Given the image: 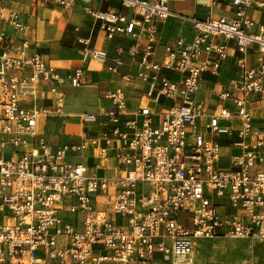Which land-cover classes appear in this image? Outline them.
I'll use <instances>...</instances> for the list:
<instances>
[{"label":"built area","instance_id":"built-area-1","mask_svg":"<svg viewBox=\"0 0 264 264\" xmlns=\"http://www.w3.org/2000/svg\"><path fill=\"white\" fill-rule=\"evenodd\" d=\"M23 1L80 2L108 39L132 43L106 67L128 69L124 86L104 94L109 106L76 114V140L54 144L40 124L68 117L62 89L83 86V69L63 73L38 42L0 31V264H195L198 240L264 241V116L256 125L251 110L264 94V23L246 16L264 11V0H209L205 20L190 18L192 41L164 46L160 61L169 0H115L130 15L90 10L98 0ZM216 6L234 17L214 18ZM6 21L25 32L16 11ZM229 45L239 54L235 77L213 107L197 101L202 75L218 74ZM88 57L106 61L84 49Z\"/></svg>","mask_w":264,"mask_h":264},{"label":"crops","instance_id":"crops-1","mask_svg":"<svg viewBox=\"0 0 264 264\" xmlns=\"http://www.w3.org/2000/svg\"><path fill=\"white\" fill-rule=\"evenodd\" d=\"M208 2L209 0H169L168 6L172 14L159 28V46L156 58L158 61L164 55V46L171 45L178 38L183 39L186 43L192 41L194 28L190 18L205 20L209 13ZM0 6L5 14V18L0 20V31L5 32L13 40L26 38L32 42H38V50L43 57L60 68L63 73H67L76 67L82 68L84 85L78 88H71L69 85L65 87L78 92L74 95L76 100H87L85 99V92L92 91L94 101L100 102L101 105L105 101V103L107 102L105 108L109 106L108 101L103 99L104 94L117 87L124 86L120 75L127 72L128 69L124 67L121 69L120 75H112L106 70V67L111 64L116 49L119 46L129 47L132 43L130 40L120 37H115L112 40L108 39L100 27L101 22L94 21L86 15L84 13L85 5L80 2L75 3L70 9H62L54 4H32L23 0H0ZM88 8L92 11L113 10L130 15V12L122 8L120 3L115 0L94 1L88 5ZM10 11L18 13L20 21L26 28L24 33L17 32L8 25L6 15ZM212 15L214 18L232 19L234 17L231 8L224 6L214 7ZM246 16L256 23H264V11L262 10L249 9L246 11ZM75 28L78 29L77 32ZM77 37L85 38L88 40V44H79L76 41ZM84 49L93 50L105 56V63H99L90 57L83 60ZM238 57L239 54L230 46L227 59L220 63L218 74L204 73L202 75L201 90L196 95L197 101L209 102L212 107L216 104L218 92L227 88L229 81L235 77ZM205 59L207 57L203 55L199 62ZM248 62L250 65H254L255 56H249ZM163 74L168 77H177V75L167 71H163ZM137 95L138 92L136 94L131 92L130 94L131 97L128 103L130 112L137 109L139 104ZM100 99L102 100L100 101ZM86 108H91V105ZM251 110L254 123L259 125L264 116V94ZM76 114L80 113L67 112L65 115L68 117L64 120L58 117L44 119L40 127L54 144H62L64 141L72 142L76 140L74 135L78 133L79 129L75 118ZM220 142L223 147L227 146L224 140L221 139ZM226 153L228 151L223 150V154Z\"/></svg>","mask_w":264,"mask_h":264},{"label":"rangeland","instance_id":"rangeland-1","mask_svg":"<svg viewBox=\"0 0 264 264\" xmlns=\"http://www.w3.org/2000/svg\"><path fill=\"white\" fill-rule=\"evenodd\" d=\"M205 78H206V76H205ZM63 93L65 95V104H64V112L65 113H67V112H70V113H81V112L96 113L100 109H104L107 105V102L105 103V101L102 105L100 104V102L97 103V101H94V97H92V91H86L85 92V94H86L85 99H87L85 101L76 100L74 95H75V93H78V92H74L70 88L65 87L63 89ZM101 100L102 99H100V101ZM88 105H91V108L87 109L86 107ZM74 129H76V128H74ZM64 142L67 143L70 141H64ZM222 156H223L222 160L223 161L226 160V158H227L226 154H222ZM88 165H91V162H89ZM224 167H226V164H224ZM104 174L112 175L113 173H111V172L105 173L103 171L98 172V175H104ZM64 217L67 221L71 220V215L67 214ZM210 243H212V244H210ZM218 245H220V246H218ZM198 247L200 249H198ZM237 253H238V255H237ZM240 253H242V254H240ZM248 253H250V254H248ZM262 253L264 254V241H262V240L218 238V239H201V240H198L197 245L195 247L194 255H195V264H201V263L202 264H262V263L264 264V255ZM196 254L199 256H197ZM246 254H248V255H246ZM157 257L159 258L160 256H157Z\"/></svg>","mask_w":264,"mask_h":264},{"label":"bare ground","instance_id":"bare-ground-1","mask_svg":"<svg viewBox=\"0 0 264 264\" xmlns=\"http://www.w3.org/2000/svg\"><path fill=\"white\" fill-rule=\"evenodd\" d=\"M75 104V103H74ZM213 243V242H212ZM212 243H210V244H212ZM219 244V243H218ZM212 246V245H211ZM218 246H220V245H218ZM214 247V246H213ZM251 248V247H250ZM198 249H200L199 247H198ZM224 249V248H223ZM234 249V248H233ZM260 249V248H259ZM247 252V251H246ZM212 253V252H211ZM234 253V252H233ZM240 254H242V253H240ZM248 254H250V253H248ZM248 254H246V255H248ZM263 254V253H262ZM197 255V254H196ZM208 255V254H207ZM236 255V254H235ZM237 255H238V253H237ZM264 255V254H263ZM197 256H199V255H197ZM248 257V256H247ZM197 258V257H196ZM239 259V258H238ZM262 259V258H261ZM199 260V259H198ZM202 260V259H201ZM205 260V259H204ZM253 260V259H252ZM227 262V261H226ZM260 262V261H259ZM262 262V261H261ZM230 263V262H229ZM238 263V262H237ZM244 263V262H243ZM249 263V262H248ZM202 264V263H201ZM263 264V263H262Z\"/></svg>","mask_w":264,"mask_h":264}]
</instances>
